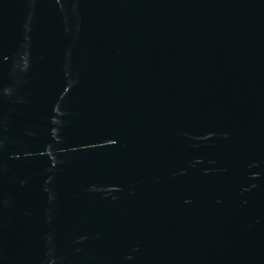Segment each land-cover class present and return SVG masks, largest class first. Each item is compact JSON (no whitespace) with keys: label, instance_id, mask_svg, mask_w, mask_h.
Instances as JSON below:
<instances>
[{"label":"water","instance_id":"1","mask_svg":"<svg viewBox=\"0 0 264 264\" xmlns=\"http://www.w3.org/2000/svg\"><path fill=\"white\" fill-rule=\"evenodd\" d=\"M0 264H264V0H0Z\"/></svg>","mask_w":264,"mask_h":264}]
</instances>
